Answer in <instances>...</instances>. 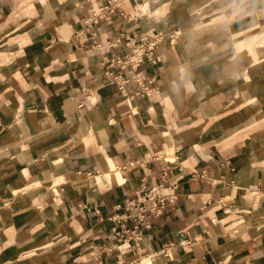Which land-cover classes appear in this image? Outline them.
Returning <instances> with one entry per match:
<instances>
[{"label":"crops","instance_id":"0c3cea01","mask_svg":"<svg viewBox=\"0 0 264 264\" xmlns=\"http://www.w3.org/2000/svg\"><path fill=\"white\" fill-rule=\"evenodd\" d=\"M91 1L0 0V264H264V0Z\"/></svg>","mask_w":264,"mask_h":264},{"label":"built area","instance_id":"2783aa9c","mask_svg":"<svg viewBox=\"0 0 264 264\" xmlns=\"http://www.w3.org/2000/svg\"><path fill=\"white\" fill-rule=\"evenodd\" d=\"M124 1L125 0L91 1V6L88 10V16L85 20L84 27L80 32H78L75 35V38L81 40V38L86 37L85 38L86 41H88V39L91 38L93 40V46L94 44H97L96 35L93 27L102 20L108 23H112L114 16L116 15L117 12H119L120 14H124L126 12L124 7L122 6V3ZM159 40H160L159 34H156L153 39H150L147 36L141 37L139 41L130 39L129 42H127V44L132 46V56L131 57L125 56V59L123 61L119 60L118 58L117 62L122 61V65H121L122 67H126L129 61H135L139 63L143 61L144 58H147L148 60L155 62V60L157 59V56L155 54V48ZM119 41H120L119 39H116L115 42L112 44L117 45ZM111 47L112 46L110 45L107 48V50H110ZM112 60L114 61L115 59L113 58ZM130 78L135 79L136 75L131 73L130 75L126 76L123 83L126 84L127 82H129ZM121 89L123 90V87H121ZM166 190L167 189L162 185H158L147 190V192H145L142 195V198L138 197V202L142 203L141 206H138L140 211L150 209L148 206L149 204L163 205L167 200H174L177 198L176 194ZM134 204H135L134 200L129 202V205L134 206ZM156 212H158V209L156 210ZM115 219L117 220L125 219V215L117 214Z\"/></svg>","mask_w":264,"mask_h":264},{"label":"bare ground","instance_id":"6f19581e","mask_svg":"<svg viewBox=\"0 0 264 264\" xmlns=\"http://www.w3.org/2000/svg\"><path fill=\"white\" fill-rule=\"evenodd\" d=\"M149 4L155 3V0H146ZM159 13V12H158ZM193 121V118H192ZM191 121V122H192ZM186 135V134H185ZM188 136V134H187ZM170 147V146H169ZM84 149V148H82ZM102 150V149H101ZM106 158V157H105ZM102 161V160H101ZM114 161L111 160V158L108 157V162L105 164L101 165V169L103 171V176L98 177L99 180L105 179L109 182H115L118 183L120 181H122L123 177L121 174V171L119 170V168L116 167V165L113 163ZM36 164V163H35ZM97 178V177H96ZM61 181V180H58ZM57 191V190H56ZM255 193V192H254ZM42 247V246H41ZM44 247V246H43ZM42 247V248H43ZM46 247V246H45ZM48 248V247H47ZM37 250H41L40 248H37ZM28 255V254H27ZM141 264H150V259L147 257H144L142 259V263Z\"/></svg>","mask_w":264,"mask_h":264},{"label":"rangeland","instance_id":"374dc122","mask_svg":"<svg viewBox=\"0 0 264 264\" xmlns=\"http://www.w3.org/2000/svg\"><path fill=\"white\" fill-rule=\"evenodd\" d=\"M138 7L139 8H142L143 10H145V11H148V9L147 8H145L144 6L142 7V6H139V4H138ZM139 8L137 9L138 10V12H141V13H143V11L140 9L139 10ZM262 13V12H261ZM261 13H259L260 15L259 16H261V15H264V14H261ZM251 17V16H250ZM178 34H173V37L175 38L176 36H177ZM172 37V38H173ZM166 38V36L165 37H163V40ZM80 105V104H79ZM157 190H159V189H157ZM147 198V197H146Z\"/></svg>","mask_w":264,"mask_h":264}]
</instances>
